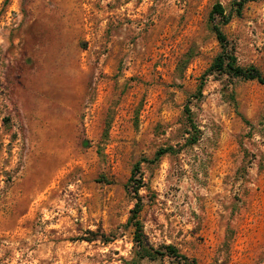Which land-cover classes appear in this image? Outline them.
I'll return each mask as SVG.
<instances>
[{"label": "rangeland", "instance_id": "374dc122", "mask_svg": "<svg viewBox=\"0 0 264 264\" xmlns=\"http://www.w3.org/2000/svg\"><path fill=\"white\" fill-rule=\"evenodd\" d=\"M233 1L0 0V264H175L129 222L162 149L146 251L264 264V85L208 72ZM222 31L264 76V0Z\"/></svg>", "mask_w": 264, "mask_h": 264}, {"label": "trees", "instance_id": "16d2710c", "mask_svg": "<svg viewBox=\"0 0 264 264\" xmlns=\"http://www.w3.org/2000/svg\"><path fill=\"white\" fill-rule=\"evenodd\" d=\"M249 1L250 0H234L231 3V8L229 9V11H227L219 3H216L212 6L209 13V22L211 23V29L215 35V38L219 43L220 52L213 60V63L210 66L208 72L226 74L233 78H239L243 81H255L260 85H264V76L258 71V69L252 66L241 67L236 63V58L234 56V49L229 44L228 40L226 39V36L222 31V27L227 25L232 20L233 17H239L241 15L244 6ZM202 88H203V83H200L195 93L196 94L195 98L201 97ZM185 113L187 115V118L190 119V109L188 105L185 107ZM168 152H169L168 149L159 150L154 154L152 161H146V160L138 161L133 166L130 182H132L131 193L133 194L136 203L134 204V208L131 211L132 215L129 219V222H131V225L134 230L133 241L135 243V246L140 248L141 251L144 252L141 256L142 258L149 257L151 259L152 258L155 259L154 255H160L162 257H167L173 260L175 264H197L195 259H190L185 255L180 254L179 251L174 246L171 245L162 246L161 253H159L158 251H153V253H151L150 251H146L145 247L143 246V231H142V226L138 221V215L141 210V202H140V197L138 195V191L142 185H140L141 184L140 179H135V177L139 174L141 162H149V163L157 162L163 155H165Z\"/></svg>", "mask_w": 264, "mask_h": 264}]
</instances>
